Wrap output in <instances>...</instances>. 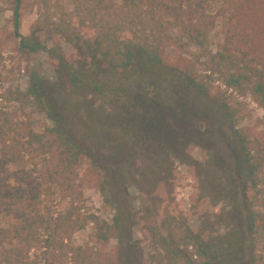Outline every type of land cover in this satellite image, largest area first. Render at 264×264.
Listing matches in <instances>:
<instances>
[{
    "label": "rangeland",
    "instance_id": "374dc122",
    "mask_svg": "<svg viewBox=\"0 0 264 264\" xmlns=\"http://www.w3.org/2000/svg\"><path fill=\"white\" fill-rule=\"evenodd\" d=\"M207 1L214 8L222 4V0ZM12 6L13 0H0V128L17 136L27 129L42 132L52 127L51 116L62 122L83 152L76 166L81 213H92L100 224L108 225L105 242L92 223L76 231L69 225L58 229L54 219L66 212L69 200L55 188L44 191L50 160L34 157L26 170L44 188L28 211L51 221L47 227H33L21 264H149L152 236L146 206L156 219L175 217L204 240L215 237L221 242V254L235 244H228L231 233L239 232L244 246L250 239L256 242L264 262V168L257 172L255 186L244 182L245 166L234 136L240 132L249 140H264V112L248 88H228L222 73L206 79L210 63L205 57L197 59L206 51L169 44L161 50V58L164 69L176 74L167 84L176 111L158 114L154 120L161 127L151 129L155 135L143 129L130 138L122 127L124 120L110 104L101 112L102 123L93 126L84 112L74 109L79 98L72 94L66 100L63 88L65 97L48 113L27 95V89L34 74L55 90L68 87L69 77L59 61L73 63L76 58L68 40V33L74 35V25L79 26L74 0H21L19 33L40 42L43 49L38 53L19 48ZM224 32L223 20L218 18L209 33L212 54L221 46ZM189 76L206 82L208 94L196 98L189 86H174ZM251 156L256 158V152L251 151ZM252 215L257 223L255 236L249 229ZM59 248H74V255L65 257Z\"/></svg>",
    "mask_w": 264,
    "mask_h": 264
},
{
    "label": "trees",
    "instance_id": "16d2710c",
    "mask_svg": "<svg viewBox=\"0 0 264 264\" xmlns=\"http://www.w3.org/2000/svg\"><path fill=\"white\" fill-rule=\"evenodd\" d=\"M20 6L21 0H13L12 25L19 48L38 53L43 49L40 42L19 33ZM74 13L79 16V26L74 25V35L68 33V40L74 45L76 58L74 64L59 61L69 77L68 87L55 90L34 74L27 89V95L46 112L55 108L62 95L66 94L67 100L74 94L79 98L74 109L84 112L93 126L102 123L101 112L110 104L124 120L122 127L130 138L136 130L160 129L154 120L159 119L158 114L176 111L167 86L176 74L164 69L161 58V50L169 44L206 51L197 55V59L205 57L210 63L204 77L210 79L211 75L222 73L228 88L247 87L264 112V0H222L216 8L207 0H74ZM218 18L223 20L225 32L221 46L212 54L208 50L209 33ZM184 85L190 87L196 98L209 92L206 82L190 76L186 81L174 83L177 88ZM229 117L226 113V118ZM51 119L52 127L42 132L27 129L16 136L0 128L2 264H21L33 227H47L51 221L46 216H31L28 211L42 195L40 188H44L42 181L26 170L34 157L45 156L50 160L51 168L43 180L44 191L49 193L55 188L63 199L69 200L66 212L54 219L55 226L66 230L64 226L69 225L76 231L92 223L99 227V239L104 242L108 239L105 222L100 224L92 213H81L82 192L76 184V166L83 156L82 148L62 122L54 116ZM234 136L245 166L244 182L255 186L257 172L264 168V140H249L240 132ZM251 151L256 152V158ZM92 164L96 166L94 161ZM102 179L104 184L108 183L106 177ZM145 210L152 236L149 264H264L256 242L253 244L250 239L248 246H244L239 232L231 233L233 238L228 244L233 241L235 244L226 246L221 254V242L215 237L204 240L200 233L175 217L159 220L149 207ZM249 229L255 236L257 223L253 215ZM8 246L11 248L7 249ZM57 251L65 257L74 255V248Z\"/></svg>",
    "mask_w": 264,
    "mask_h": 264
}]
</instances>
